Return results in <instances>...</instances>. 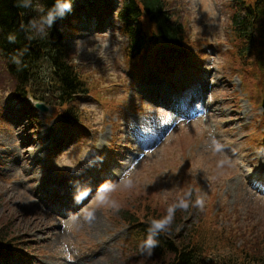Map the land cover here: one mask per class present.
<instances>
[{
	"label": "rangeland",
	"instance_id": "374dc122",
	"mask_svg": "<svg viewBox=\"0 0 264 264\" xmlns=\"http://www.w3.org/2000/svg\"><path fill=\"white\" fill-rule=\"evenodd\" d=\"M114 1L106 0L101 9L92 8L93 0L78 1L76 15L68 17L81 26L74 39L68 37L70 57L94 80L97 98L78 99L86 127L77 125L82 135L61 150L52 144H59L62 128L75 130L60 125L68 117L54 118L18 100L0 56V230L8 228L17 240L9 243L19 246V260L0 259V264L168 262L169 256L139 254L141 246L130 232L135 227L124 222L127 214L144 218L148 209H160L163 216L172 208L186 212L176 237L193 233L200 239L201 234L205 259L242 260L239 249L247 244L264 252V194L249 182L264 166V76L256 67L241 72L238 65L232 1L165 0L196 43L193 50L202 53L195 61L197 79L191 76L197 83L176 94L171 88L181 104L198 89L195 105L180 114L172 101L145 100L125 75L130 37L118 16L110 24V15L105 18L124 6V0ZM254 51L259 55V41ZM171 67L163 68L169 81ZM41 68L49 70L46 64ZM197 105L204 110L201 118L181 120L166 134L177 115H193ZM25 156L33 158L25 163ZM89 165L104 174L92 178L93 186L107 189L94 190L84 202L74 200L77 209L63 214L57 206L70 201L66 181Z\"/></svg>",
	"mask_w": 264,
	"mask_h": 264
},
{
	"label": "trees",
	"instance_id": "16d2710c",
	"mask_svg": "<svg viewBox=\"0 0 264 264\" xmlns=\"http://www.w3.org/2000/svg\"><path fill=\"white\" fill-rule=\"evenodd\" d=\"M76 1L88 0H0V56L14 84V96L28 105L30 98L44 102L54 108L55 115L66 114L72 118L80 115L77 101L90 94L92 86L91 78L74 63L68 48L67 33L72 27L68 17L75 16ZM64 9L69 10L67 18L62 12ZM230 9V27L239 41L240 60L252 70L257 67L264 75V60L260 57L264 56V0H232ZM118 16L123 31L130 37L126 47L129 62L141 59L145 45L153 42L154 36L180 44L181 50L187 52L189 43L184 36V26L175 21L165 0H124ZM58 24H63L64 30L61 31ZM258 41L260 53L254 55ZM251 57L252 60L248 59ZM42 64L48 66V72L41 68ZM155 211L148 209L142 219L137 213L127 214L125 219L133 225H142L143 249L153 251L150 254L158 258L170 257L168 262L160 264H257L252 262L253 256L243 250H240L242 260L235 256L226 261L205 259L201 234L200 239L190 233V238L181 236L178 240L174 233L186 212L172 208L163 216L160 209ZM9 231L8 228L0 230V258L5 260L11 257ZM150 237L155 241L151 248L147 246ZM260 264H264L263 256Z\"/></svg>",
	"mask_w": 264,
	"mask_h": 264
},
{
	"label": "clouds",
	"instance_id": "9594fccd",
	"mask_svg": "<svg viewBox=\"0 0 264 264\" xmlns=\"http://www.w3.org/2000/svg\"><path fill=\"white\" fill-rule=\"evenodd\" d=\"M63 7H64V8H67L68 5H64ZM154 245H155V241H154L153 239H151V237H150L149 240L147 241V246H148L149 248H151V247H153Z\"/></svg>",
	"mask_w": 264,
	"mask_h": 264
},
{
	"label": "water",
	"instance_id": "95a60500",
	"mask_svg": "<svg viewBox=\"0 0 264 264\" xmlns=\"http://www.w3.org/2000/svg\"><path fill=\"white\" fill-rule=\"evenodd\" d=\"M36 107L39 108L42 111H47V107H45V105H43V104L37 103L36 104Z\"/></svg>",
	"mask_w": 264,
	"mask_h": 264
},
{
	"label": "bare ground",
	"instance_id": "6f19581e",
	"mask_svg": "<svg viewBox=\"0 0 264 264\" xmlns=\"http://www.w3.org/2000/svg\"><path fill=\"white\" fill-rule=\"evenodd\" d=\"M31 158H33V157H27V156H25L24 162L27 163V161H30L29 159H31Z\"/></svg>",
	"mask_w": 264,
	"mask_h": 264
}]
</instances>
